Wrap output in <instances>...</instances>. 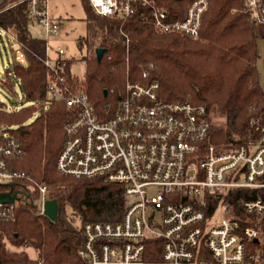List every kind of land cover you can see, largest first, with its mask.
<instances>
[{
	"label": "built area",
	"instance_id": "1",
	"mask_svg": "<svg viewBox=\"0 0 264 264\" xmlns=\"http://www.w3.org/2000/svg\"><path fill=\"white\" fill-rule=\"evenodd\" d=\"M49 1L27 0L28 18L43 26L46 35L59 28ZM243 2L255 25L264 26V0ZM85 3L99 15L129 16L138 5L148 7L156 30L190 37L197 36L208 6V0H193L179 19L155 0ZM1 34L10 46L20 47L14 28L0 27ZM65 58L64 49L58 47L52 55L46 42L42 62L50 73L47 91L77 110L66 125L55 169L61 175L119 184L126 202L117 221L79 225L82 242L77 263L71 264H264V119L251 121L255 129L245 142L218 150L207 140L210 121L204 104L162 99L157 81L129 77L112 114L101 118L86 92L67 85ZM147 73L144 69L141 76ZM22 154L21 143L0 127V178L31 180L27 172L8 167L9 159ZM150 187L157 189L149 192ZM234 188L257 193L243 200L241 213L228 203L209 211L208 193L225 197ZM36 190L38 213L44 214L45 201L56 198L58 189L39 182ZM11 218V203L0 202V221ZM32 251L26 264H47Z\"/></svg>",
	"mask_w": 264,
	"mask_h": 264
},
{
	"label": "trees",
	"instance_id": "2",
	"mask_svg": "<svg viewBox=\"0 0 264 264\" xmlns=\"http://www.w3.org/2000/svg\"><path fill=\"white\" fill-rule=\"evenodd\" d=\"M192 1L155 0L170 17L179 19ZM2 6L0 27L15 29L26 64L6 68L0 79L1 87L12 94L18 84L23 101L10 110L0 101V127L23 147L22 156L9 159L8 167L27 172L31 180L0 182V190H8L9 183L13 189L25 186L11 203L12 218L0 221V264H26L29 254L25 244L47 264L77 263L76 250L82 242L79 225L119 220L126 204L123 187L100 177L75 178L56 171L55 159L66 137V125L77 116V110L47 91L50 73L42 62L46 39L30 33L29 25L34 22L27 15V0H5ZM244 7L243 0H208L198 34L190 37L156 30L148 7L138 5L129 16L99 15L84 0L86 31L77 39L78 47H85L79 58L84 71L80 78L72 73L71 64L77 59L70 57L65 58L62 74L71 90L87 93L101 118L116 108L126 77L157 81L162 99L204 104L210 121L207 140L218 150L234 148L254 131L252 120L264 119L256 25ZM97 47L105 49L99 61ZM144 69L146 77L141 76ZM39 182L63 187L54 195L59 204L56 221L38 213ZM256 193L250 195L247 188L229 189L225 197L222 192L208 193V209L228 203L241 213L243 200ZM64 204L79 219L74 228L60 218Z\"/></svg>",
	"mask_w": 264,
	"mask_h": 264
},
{
	"label": "rangeland",
	"instance_id": "3",
	"mask_svg": "<svg viewBox=\"0 0 264 264\" xmlns=\"http://www.w3.org/2000/svg\"><path fill=\"white\" fill-rule=\"evenodd\" d=\"M48 6L51 17L59 23L57 32L46 35L44 27L34 22L29 25L30 33L33 36L45 38L52 55L55 54V50L58 47H61L65 51L66 58L73 57L77 59V61L71 64L70 70L80 78L84 71V64L79 58L85 53V47L79 48L77 39L83 36L86 31L84 0H50ZM1 7H3L2 4ZM255 29L257 33V51L259 54L257 59L258 80L261 89L264 91V26H256ZM0 39H2L0 40V79H2L6 68L12 67L16 63L25 65L26 60L20 47L10 46L3 34H1ZM14 91L15 94H12L0 85V101L6 105L8 110L18 108L23 103L18 84H15ZM0 182L8 183L9 180L0 178ZM50 185L52 188H57L58 191L63 190V187H59V184L53 183ZM156 189L155 187H150L148 191L152 192ZM62 207L60 218L66 226L71 228L77 226L79 219L71 212L70 206L64 204ZM28 254L30 256L33 255V251L30 248H28Z\"/></svg>",
	"mask_w": 264,
	"mask_h": 264
},
{
	"label": "water",
	"instance_id": "4",
	"mask_svg": "<svg viewBox=\"0 0 264 264\" xmlns=\"http://www.w3.org/2000/svg\"><path fill=\"white\" fill-rule=\"evenodd\" d=\"M105 49L97 47L95 49L96 59L99 61L104 53ZM105 92V91H104ZM10 188L8 190H0V202L12 203L17 195L23 193L25 190L24 185H19L23 189H13V183H9ZM59 204L57 198L48 199L44 203V214L52 221L57 220Z\"/></svg>",
	"mask_w": 264,
	"mask_h": 264
},
{
	"label": "flooded vegetation",
	"instance_id": "5",
	"mask_svg": "<svg viewBox=\"0 0 264 264\" xmlns=\"http://www.w3.org/2000/svg\"><path fill=\"white\" fill-rule=\"evenodd\" d=\"M16 189H20V188H16Z\"/></svg>",
	"mask_w": 264,
	"mask_h": 264
}]
</instances>
